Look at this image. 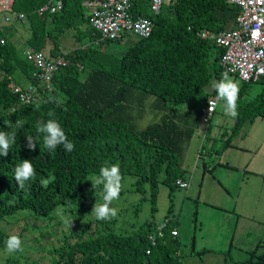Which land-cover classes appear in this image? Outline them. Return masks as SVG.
<instances>
[{"label": "trees", "instance_id": "trees-1", "mask_svg": "<svg viewBox=\"0 0 264 264\" xmlns=\"http://www.w3.org/2000/svg\"><path fill=\"white\" fill-rule=\"evenodd\" d=\"M50 1L11 0L12 12L24 16L16 19L28 24V48L68 60L54 74L49 94L38 91L30 104L18 103L11 85L31 82L34 69L23 48L0 33V219L27 214L52 222L58 212L74 217L79 212L74 206L80 211L93 206L98 197L89 196L93 190L102 193V215L87 220L78 231L63 233L60 243L47 250L49 264H183L172 219L146 220L138 227L130 225L129 231L115 228L106 180L134 177L135 192L149 189L153 215L159 185L172 195L180 189L176 180L188 179L182 155L196 132V117L178 107L197 100L203 107L212 97L219 100L228 75L219 65L223 49L199 34L230 29L237 8L225 0H178L154 14L150 0H135V14L152 21V34L138 38L117 57L92 46L119 40H99L82 0H60V11L39 14ZM68 30L76 32L77 42L88 39L89 46L60 53L55 40ZM213 80L215 88L206 91ZM240 82L233 100L226 98L233 119L230 135L223 133L217 141L206 136L200 153L218 156L246 123L264 119V77L253 82L260 83V92L245 103L242 98L251 83ZM148 96L154 97L150 109L162 112L160 121L138 130L135 122L145 114ZM211 118L202 122L210 126ZM165 220L162 236L151 243L148 236ZM17 240L19 234L0 227V248ZM255 256L256 250L243 264H264V254ZM0 264L28 263L9 256Z\"/></svg>", "mask_w": 264, "mask_h": 264}, {"label": "rangeland", "instance_id": "rangeland-1", "mask_svg": "<svg viewBox=\"0 0 264 264\" xmlns=\"http://www.w3.org/2000/svg\"><path fill=\"white\" fill-rule=\"evenodd\" d=\"M230 25L231 21L229 28ZM0 33L7 36L18 49L28 48L26 40L29 32L25 20H17L11 13H1ZM75 34L76 32L68 30L56 38L55 45L60 53L67 54L78 47L89 46L88 39L82 43L77 42ZM137 40L136 36L127 35L109 45L96 42L92 46L121 57ZM50 45L51 43L47 46ZM85 77L86 73L80 75L81 80ZM215 85L213 80L206 91H211ZM240 85L238 79L233 81L232 76L225 77L210 126L202 122L201 101L188 102L178 107L180 110L194 112L196 117V132L185 147L181 163L182 169L188 172L189 187L176 188L169 195L168 190L159 185L156 212L153 215L150 212L149 189H146L145 194L135 192L134 177L106 180L111 194L109 212L116 221L117 230L129 231L130 225L138 227L146 220L161 222L166 217L172 219L177 235L179 234L183 264H243L254 250L255 259L264 254V119L257 117L253 122L246 123L232 137L231 146L218 156L211 159L200 153L206 144V136L217 141L223 133L230 135L233 119L231 105L226 103V98L231 96L233 100ZM260 89V83H251L242 102L250 101ZM153 99L152 96L146 99L145 114L135 122L138 130L160 121L162 112L150 109ZM220 145L222 146V142L218 147ZM244 147L247 150L240 152L238 148ZM203 160L207 162L204 170ZM246 160L245 166H248L242 168L241 164ZM228 161L235 169L227 167ZM88 181L91 186L94 185V180ZM88 192L90 197L98 196L95 203L89 210L83 211L79 210V206H74V210L79 211L74 217L58 212L52 222L36 220L27 214L0 219V227L7 233L19 234L15 245L0 248V262L9 256H15L21 263L49 264L47 250L60 243L58 238L63 233L78 231L87 220L102 215V193L93 190ZM136 206L139 208L137 212ZM204 246L219 251L205 252L202 250Z\"/></svg>", "mask_w": 264, "mask_h": 264}, {"label": "built area", "instance_id": "built-area-1", "mask_svg": "<svg viewBox=\"0 0 264 264\" xmlns=\"http://www.w3.org/2000/svg\"><path fill=\"white\" fill-rule=\"evenodd\" d=\"M178 0H150L149 9L159 14L164 6ZM135 0H82L89 16L90 27L99 35V40L117 41L127 35L145 39L152 34L153 23L149 18L136 15L133 3ZM237 8L235 26L218 34L203 31L201 39H211L223 49L219 65L228 75L236 76L240 81L253 83L264 77V0H225ZM60 0H51L39 8L38 13H55L60 11ZM11 13L17 19L22 14L12 12L11 0H0V14ZM5 21H8L4 17ZM32 65V81L11 85L12 94L19 104H30L36 99L38 91L49 94L53 91L54 74L68 65V60L59 56L48 58L41 50L32 48L22 52ZM218 98H210L201 108L202 121L208 123L216 110ZM190 180L177 179L175 184L180 189H187ZM167 220L156 227L155 233L148 236L151 243L162 236ZM172 235L177 236L174 229ZM149 253V251H147Z\"/></svg>", "mask_w": 264, "mask_h": 264}, {"label": "crops", "instance_id": "crops-1", "mask_svg": "<svg viewBox=\"0 0 264 264\" xmlns=\"http://www.w3.org/2000/svg\"><path fill=\"white\" fill-rule=\"evenodd\" d=\"M235 26V20L233 19L232 20V22H231V25H230V28H233ZM228 28H229V25H228ZM25 49H27V48H25ZM24 50V49H23ZM24 83H26V82H23L22 84H24ZM239 149V151L240 152H244L245 150H247V147H244V148H238ZM205 154V156L207 157V158H214V157H216V155H208V153H204ZM202 156H200V158H201ZM247 163V160L244 162V163H242L241 164V167L242 168H246L248 165H246L245 166V164ZM207 167V162L206 161H202V168H203V170L205 169ZM227 167L228 168H231V169H235V167H234V165L232 164V163H230V161H228V163H227ZM185 170V169H184ZM185 172H186V177H188V172L185 170ZM188 179H189V177H188ZM191 179V178H190ZM179 235V234H178ZM194 251H196L197 253H199V251L198 250H196V249H193ZM202 250L203 251H211V252H214L215 250L217 251L218 249H214V248H211V247H207V246H204L203 248H202ZM219 251V250H218Z\"/></svg>", "mask_w": 264, "mask_h": 264}]
</instances>
